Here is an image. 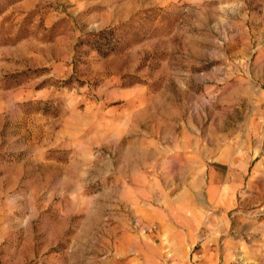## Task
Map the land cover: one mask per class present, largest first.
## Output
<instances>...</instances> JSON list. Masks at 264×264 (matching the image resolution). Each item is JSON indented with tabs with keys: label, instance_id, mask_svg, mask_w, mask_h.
<instances>
[{
	"label": "rangeland",
	"instance_id": "rangeland-1",
	"mask_svg": "<svg viewBox=\"0 0 264 264\" xmlns=\"http://www.w3.org/2000/svg\"><path fill=\"white\" fill-rule=\"evenodd\" d=\"M0 264H264V0H0Z\"/></svg>",
	"mask_w": 264,
	"mask_h": 264
}]
</instances>
